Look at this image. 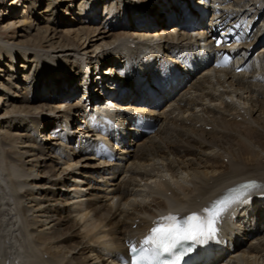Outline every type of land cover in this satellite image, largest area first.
Segmentation results:
<instances>
[{
    "label": "bare ground",
    "instance_id": "1",
    "mask_svg": "<svg viewBox=\"0 0 264 264\" xmlns=\"http://www.w3.org/2000/svg\"><path fill=\"white\" fill-rule=\"evenodd\" d=\"M118 1L124 10L114 15L127 11L119 25L125 23L122 32L110 34L92 23L108 1L99 0L98 8L81 4L76 13L68 7H76V0H0V264H116L124 239L146 228L152 216L167 209L190 211L237 181L256 179L264 188V87L252 75L235 73V66L223 72L207 67L193 78L189 67L183 72V63L188 59L197 71L204 64L198 53L181 62L176 58L197 43L185 28H204L198 21L199 0H166L159 9L144 7L142 0L140 5ZM180 2H185L184 9ZM231 2L238 8L248 5L242 13L250 19L258 11L260 17L264 14V0ZM251 6L256 11L249 13ZM167 25L169 30H163ZM260 41H247L245 50L254 53ZM141 47L150 52L142 62L153 61L148 70L134 57ZM257 51V59L264 58V43ZM162 71L172 75L165 84ZM109 73L117 76L112 80L122 91L130 88L122 108L150 112L155 121L162 115L167 121L146 137L133 127L122 129L126 140L118 160L100 164L89 155L81 130L88 101L100 90L96 79L111 80ZM173 79L181 87L167 99L170 92L163 87ZM82 87L79 102L70 101ZM204 98L219 103L210 106ZM162 103L168 110L160 109ZM70 121L72 131L64 132ZM197 122L203 127H195ZM205 125L211 126L209 133ZM74 175L82 176L86 194L77 190L82 185H76ZM110 180L113 186L103 188ZM81 196L85 201L72 200ZM114 197L113 205L102 202ZM236 208V248L214 264H264V203L254 199L252 206ZM105 226L112 244L97 240L105 236Z\"/></svg>",
    "mask_w": 264,
    "mask_h": 264
},
{
    "label": "snow or ice",
    "instance_id": "2",
    "mask_svg": "<svg viewBox=\"0 0 264 264\" xmlns=\"http://www.w3.org/2000/svg\"><path fill=\"white\" fill-rule=\"evenodd\" d=\"M255 186V182L240 185L238 188L230 190L224 197L213 201L200 212L192 213L187 217L178 218L169 214L154 222L156 226L151 229V234L141 242L139 249V252L145 256L138 258L136 256L137 249L133 248L131 264H155L161 253L171 252L182 242L204 243L214 239L217 232L216 225L224 213L241 203ZM197 220L200 221L198 225L191 223ZM145 245H151V247L145 248Z\"/></svg>",
    "mask_w": 264,
    "mask_h": 264
},
{
    "label": "rangeland",
    "instance_id": "3",
    "mask_svg": "<svg viewBox=\"0 0 264 264\" xmlns=\"http://www.w3.org/2000/svg\"><path fill=\"white\" fill-rule=\"evenodd\" d=\"M77 2H76V7H75V3H73V4H68V7L69 8H71L72 9V12H74L73 11V9L74 8H76V13H79V10H78V7H80V5L82 4V5H86V8L88 7H90V5H93V4H95V5H97V7L96 8H98L99 7V0H87V3H86V0H81L80 2H78V0H76ZM104 1H108V3H106L105 5H101L102 6V11H97V13L96 14H94V16L96 17H100L99 19H98V21L97 22H94V20L92 21V23H94V26L93 27H95V28H97V29H101L102 27L103 28H105V30L106 31H109V33L111 34V33H118V32H122V28H121V26H122V24L124 25V23L125 22H123L122 24H120L119 25V22L120 21H123L124 19H125V15H126V12H125V15L124 16H122V15H114V14H116V13H118V11L119 12H122V10H124V3H123V1L121 2V4H120V2L118 1V0H104ZM127 1V0H126ZM138 3H135V4H137V5H140L139 4V0H136ZM155 2V5L153 6V5H151V3L152 2ZM157 1V2H156ZM166 0H142V2H140V3H142V5L144 6V7H146V6H150V7H155V8H157V9H159V8H161L163 5H165L166 4V2H165ZM89 2V3H88ZM86 3V4H85ZM105 3V2H104ZM181 3V5L180 6H182V8L184 9V6H183V3H185V2H180ZM103 4V3H102ZM134 4V3H133ZM47 5V4H46ZM46 5H44V6H42L41 8L43 9V8H45V6ZM73 6V7H72ZM135 7H138V6H136L135 5ZM186 8H187V4H186V6H185ZM63 8H67V5L66 6H64ZM95 8V9H96ZM147 8V7H146ZM94 9V8H93ZM145 9V8H144ZM63 11V9H61L60 10V14H61V12ZM133 11V10H132ZM136 11V10H135ZM141 11V10H140ZM90 13H91V11H90ZM129 13V12H128ZM114 15V16H113ZM129 15H130V13H129ZM78 15H76V19L77 18H79V16L77 17ZM74 17H75V15H74ZM119 18V19H118ZM182 19V18H181ZM108 20V21H107ZM2 20H1V16H0V22H1ZM128 24V23H127ZM129 25H130V27H131V29H134V25H132L131 23H130V18H129ZM171 26H173L172 24H170ZM170 25H167L165 28H163V30H169L167 27H170ZM106 26V27H105ZM12 33V32H11ZM80 44V43H79ZM97 44H100V41H98V43ZM81 48H83V45L81 44V47H80V49ZM258 48V47H257ZM256 48V49H257ZM256 51V50H255ZM82 58L84 59L85 58V56H82ZM79 76V75H78ZM78 76H76V80H77V77ZM48 81H49V79L46 81V83H48ZM78 82V81H77ZM221 83L224 85V87H226V84H224V81H222L221 80ZM75 85H76V89H77V86H79V85H77L76 84V82H75ZM83 88V87H82ZM220 89V88H219ZM225 89V88H224ZM221 90H222V88H221ZM220 90V91H221ZM227 90H229L228 88H227ZM216 91H218V90H216ZM79 92V93H78ZM78 92H77V95L76 96H74V98L72 99V100H70V101H72V102H74V103H76V102H79V98L78 97H80L84 92H85V90H84V88L81 90V89H79L78 88ZM143 95V94H142ZM231 98H233V97H231ZM231 98H225V100H227V101H232L231 100ZM242 101V100H241ZM202 102L204 103V104H207V105H210V106H214V105H218V103H219V101H214V102H209L207 99H203L202 100ZM233 102H235L234 104L235 105H238V100H237V98L235 99V98H233ZM232 102V103H233ZM163 105V103L161 104V106ZM167 105V106H166ZM164 104L160 109H162V108H164V109H168V104ZM242 105V104H241ZM242 107V106H241ZM166 109V110H167ZM165 110V111H166ZM194 110L195 111H197V112H199L200 113V107L198 106V107H195L194 108ZM175 113H176V111H175ZM201 114V113H200ZM200 116H202V115H200ZM203 118H205V117H203ZM164 118H163V116H162V126L163 125H165V122L166 121H164L163 120ZM78 120V118H76V121ZM236 120H240L239 119V117L236 119ZM72 121V120H71ZM71 121L69 122V128L67 129V130H71V128H70V124H71ZM189 121L188 122H186L185 123V125L187 126V127H189L190 125H189ZM169 124V123H168ZM54 126V124H52V125H50L49 127H47V129H46V133L48 134V132L50 131V128H52ZM197 128H202L203 126L201 125V123L200 122H197L196 123V125H195ZM206 127H207V125H205L204 126V128L206 129ZM55 128V127H54ZM53 130V129H52ZM197 130H200V129H197ZM211 130H209V126L207 127V129H206V132L207 133H209ZM220 133V135H222V133L223 132H219ZM236 136V137H235ZM233 137H235V138H237L238 137V135L235 133L234 134V136ZM157 139V138H156ZM58 142V141H57ZM68 149H70L69 148V144H68V147H67ZM72 158H75V157H72ZM227 158H224V163H226L227 162ZM94 162H96V161H94ZM97 163V162H96ZM76 166H78V165H76ZM63 167V166H62ZM71 167H75L73 164L71 165ZM95 175V174H94ZM77 177V175H74V178H76ZM104 178H102V179H100L101 177H99V179H97V180H104L105 179V176H103ZM168 176H166V178H167ZM94 178H95V176H94ZM73 179V177L71 178V180ZM80 179H82V176H79V177H77V179L76 180H78V181H75L76 182V185H82V186H79V187H77V190H81V193L82 194H86L87 193V191L89 190V189H85L86 188V186L85 187H83V185H86L85 183H83V181H81ZM96 179V178H95ZM73 181V180H72ZM112 182H113V180H111V182H109V183H107V185H104V186H102L103 188H106L107 187V190L109 189V188H111L113 185H111L112 184ZM118 182V181H117ZM73 193V192H72ZM71 193V194H72ZM144 194V193H143ZM71 196V195H70ZM74 196H77V195H74ZM85 196H81V197H75V198H73L72 200L74 201H76V202H83V201H85ZM117 200V199H116ZM116 200L113 198V199H111V200H109V199H107V198H102V202L103 203H105L106 202V204H108V203H111L112 204V202L113 203H115L116 202ZM111 204H108V205H111ZM113 205V204H112ZM90 214H91V211L90 212H88L87 213V218H89V216H90ZM136 222H137V219H136ZM129 224V223H128ZM134 225L135 224H133L132 225V229H134L135 227H134ZM102 226H103V224H102ZM99 229V228H98ZM98 229H96V230H98ZM95 230V231H96ZM101 230H103L104 232H105V236L103 237V236H100V239H97L98 240V242H103V243H107V244H112V243H114L113 242V240L111 239V236H110V234H108L107 232L109 231V226H105V227H103ZM102 231V232H103ZM103 232V233H104ZM101 235V234H100ZM103 235V234H102ZM101 237H103V238H101ZM100 244V243H99ZM107 262H109V261H107Z\"/></svg>",
    "mask_w": 264,
    "mask_h": 264
}]
</instances>
